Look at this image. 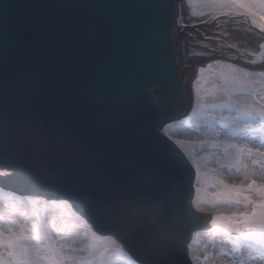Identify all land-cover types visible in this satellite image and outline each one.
Masks as SVG:
<instances>
[{
    "label": "water",
    "instance_id": "obj_1",
    "mask_svg": "<svg viewBox=\"0 0 264 264\" xmlns=\"http://www.w3.org/2000/svg\"><path fill=\"white\" fill-rule=\"evenodd\" d=\"M8 2L20 5L26 0ZM61 2L128 7L10 10L18 43L11 55H0V103L7 107L12 97L28 95L32 113L45 123L74 122L82 144L45 148L36 127L14 125L0 137V171H5L0 174V193L32 197L25 203L29 208L34 207L35 197L42 198L53 212L65 201L95 234L119 244L130 257L129 264H169L170 256L185 249L194 233L211 229L213 214L191 205L193 194L197 196L192 187L197 183L195 167L158 129L172 118L190 115L193 74L213 59L205 52L226 43L257 47L255 34L243 26L218 28L192 17L178 35L173 33L179 67L168 61L153 66L151 53L138 46L149 19L145 10L134 7L142 0ZM34 11L106 22L110 47L119 49V63L101 55L87 72L79 64L64 63L54 86L49 85L22 62L27 22ZM183 11L189 15L187 8ZM222 51V58H227L229 50ZM177 75L182 80L177 81L179 90L162 86L167 76ZM165 221H179L183 229L165 250L153 252L154 226Z\"/></svg>",
    "mask_w": 264,
    "mask_h": 264
},
{
    "label": "snow or ice",
    "instance_id": "obj_2",
    "mask_svg": "<svg viewBox=\"0 0 264 264\" xmlns=\"http://www.w3.org/2000/svg\"><path fill=\"white\" fill-rule=\"evenodd\" d=\"M185 5L188 16L184 15ZM17 6L30 10L128 7L61 0H26L15 5L4 0L0 3V55H11L17 46L15 19L10 15ZM134 7L149 16L138 46L151 53L153 66L168 61L179 67L173 33L178 35L192 17L218 28L243 26L255 34L257 47L226 43L205 52L213 59L199 68L190 115L172 118L173 122L162 124L158 131L195 166L197 196L193 204L200 211L214 210L211 229L195 234L202 253L196 254L188 245L174 252L169 264H201L202 259L205 264H264V0H142ZM25 40L22 62L53 86L64 63L79 64L85 72L101 55L119 63V49L110 47L109 25L102 21H77L34 11ZM222 48L229 50L227 58H222ZM178 80L182 83L179 75L167 76L162 86L179 90ZM180 133L184 139L177 138ZM221 205L235 211L225 214L219 210ZM9 209L10 216L18 214L19 218L5 219L0 209V264H67L86 259L75 255L77 252H87L100 264H129L115 242L102 235L93 233L91 243L77 248L73 245L83 238L50 225L41 211Z\"/></svg>",
    "mask_w": 264,
    "mask_h": 264
},
{
    "label": "clouds",
    "instance_id": "obj_3",
    "mask_svg": "<svg viewBox=\"0 0 264 264\" xmlns=\"http://www.w3.org/2000/svg\"><path fill=\"white\" fill-rule=\"evenodd\" d=\"M31 104L32 98L25 94L12 97L7 107L0 103V137L10 132L14 125L26 123L30 127L37 128V135L45 148L82 144L74 122L57 119L45 123L41 117L32 113ZM182 229L183 224L179 221L157 223L153 229L151 251L159 253L165 250L172 239L179 236Z\"/></svg>",
    "mask_w": 264,
    "mask_h": 264
},
{
    "label": "rangeland",
    "instance_id": "obj_4",
    "mask_svg": "<svg viewBox=\"0 0 264 264\" xmlns=\"http://www.w3.org/2000/svg\"><path fill=\"white\" fill-rule=\"evenodd\" d=\"M184 8H187V6L185 5ZM188 9V8H187ZM189 11V9H188ZM199 75V73H197L196 75H193L192 79H191V86H190V93H191V106H194L195 103V89H194V81L196 80L197 76ZM186 118V117H185ZM177 138L180 139H184V135L183 133L178 134ZM180 150V149H179ZM181 151V150H180ZM186 158V157H185ZM192 167H195L192 164ZM197 175V173H196ZM239 182V181H237ZM197 183H193L192 187L193 189H196ZM207 194L209 196V198H211V193H212V189L209 188L206 190ZM205 193L202 192L200 193V195H204ZM5 198L6 200H2L0 202L1 204V208L3 210V214L5 216L6 219H11V218H19L18 214H14L10 216V209L9 207L15 206L18 209H37L39 211H41V213L44 215L45 219L48 221V223L50 225H53L57 228H67L69 229L71 232L76 231L78 233V236L83 238V242H77L75 245H73L74 247L80 248L83 247L84 244H88L91 242L90 240V236L94 233L89 226H87L85 223H82L81 220H79L78 217H74L73 212L70 210L69 205L66 202L60 201L61 205L58 208L57 212H53V209H50L48 206V201H45L41 198H34V207H26L25 203L26 202H30L31 198L25 197V198H20L18 199L17 196L13 195V194H9L6 193L5 196L2 195V193H0V198ZM196 198L195 194H193V199ZM18 203V204H17ZM193 207L197 209V207L193 204ZM219 210L225 214H231L233 211H235L234 208H231L229 206H224L221 205L219 206ZM200 211V210H198ZM205 211H209V213L214 214V210L211 208H206ZM30 223L26 224V227H30ZM209 230H205L201 233H205ZM74 233V232H73ZM89 236V237H86ZM75 238V237H73ZM108 240L113 241L112 239L105 237ZM123 253H126L123 248H121L117 243H115ZM188 245H192L193 247V251L196 254H200L203 251V246L201 241L197 240L196 235L194 237H191V243L189 242ZM211 251V249H210ZM75 255L77 256H83L86 259L83 261H67V264H100L99 259H93L92 257L88 256L87 252H77ZM212 255H215V252H212ZM133 264H136L135 262H133ZM201 264H205V262L203 261V259L201 260Z\"/></svg>",
    "mask_w": 264,
    "mask_h": 264
},
{
    "label": "bare ground",
    "instance_id": "obj_5",
    "mask_svg": "<svg viewBox=\"0 0 264 264\" xmlns=\"http://www.w3.org/2000/svg\"><path fill=\"white\" fill-rule=\"evenodd\" d=\"M209 62H211V61H209ZM209 62H206V63H204L203 65H201L200 67H198L196 70H195V72H194V75H196L197 73H199V68H201V67H206V65H207V63H209ZM4 172L5 171H0V174H4ZM2 200H6L5 198H0V202L2 201ZM18 204V203H17ZM0 209H2L1 208V204H0ZM3 211V210H2ZM198 211V210H197ZM201 212V211H200ZM209 214H211V213H209ZM79 218V217H78ZM6 219V218H5ZM79 220H81L80 218H79ZM82 221V220H81ZM82 223H84L83 221H82ZM208 225H211V223L210 224H208ZM9 225H4V227H8ZM203 231H205V230H202V231H200V232H203ZM74 232V234H76V235H78V233L76 232V231H73ZM197 233V232H196ZM196 233H194L193 235H192V237H194L195 236V234ZM197 240H198V238H197ZM198 241H200V240H198Z\"/></svg>",
    "mask_w": 264,
    "mask_h": 264
}]
</instances>
